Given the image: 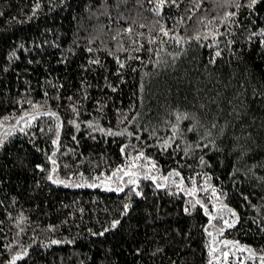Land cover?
<instances>
[{
    "label": "trees",
    "instance_id": "trees-1",
    "mask_svg": "<svg viewBox=\"0 0 264 264\" xmlns=\"http://www.w3.org/2000/svg\"><path fill=\"white\" fill-rule=\"evenodd\" d=\"M0 264H264V0H0Z\"/></svg>",
    "mask_w": 264,
    "mask_h": 264
},
{
    "label": "snow or ice",
    "instance_id": "snow-or-ice-1",
    "mask_svg": "<svg viewBox=\"0 0 264 264\" xmlns=\"http://www.w3.org/2000/svg\"><path fill=\"white\" fill-rule=\"evenodd\" d=\"M164 34L167 35V32H165ZM217 55H219V53H217ZM49 115H54V114L49 113ZM32 119H35V117H33ZM53 163H54V161H53ZM126 174L127 175H133V173H131V172H128ZM132 183H135V181H132ZM190 194H192V193H190ZM209 235H211V233H209ZM224 243H225V245H227V242H224ZM214 251H215V249H214ZM224 255H225V257H227L228 253L225 252Z\"/></svg>",
    "mask_w": 264,
    "mask_h": 264
},
{
    "label": "rangeland",
    "instance_id": "rangeland-1",
    "mask_svg": "<svg viewBox=\"0 0 264 264\" xmlns=\"http://www.w3.org/2000/svg\"><path fill=\"white\" fill-rule=\"evenodd\" d=\"M150 170V169H149ZM134 173H136V172H134ZM137 174V173H136ZM134 175V174H133ZM133 175H130V176H133Z\"/></svg>",
    "mask_w": 264,
    "mask_h": 264
}]
</instances>
